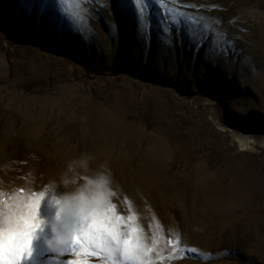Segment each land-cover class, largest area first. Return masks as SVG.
<instances>
[{"label":"rangeland","instance_id":"obj_1","mask_svg":"<svg viewBox=\"0 0 264 264\" xmlns=\"http://www.w3.org/2000/svg\"><path fill=\"white\" fill-rule=\"evenodd\" d=\"M25 7L0 0V210L42 194L51 238L61 177L86 154L112 178L97 214L150 264H264V0Z\"/></svg>","mask_w":264,"mask_h":264},{"label":"snow or ice","instance_id":"obj_2","mask_svg":"<svg viewBox=\"0 0 264 264\" xmlns=\"http://www.w3.org/2000/svg\"><path fill=\"white\" fill-rule=\"evenodd\" d=\"M17 10L24 18L30 12L25 0H17ZM42 201L41 194L30 201L9 205L6 211L0 210V264H33L38 253L78 257L67 259L65 264H90L87 258L93 256L103 257L107 264H150L147 259L150 249L138 236L126 238L107 214H85L78 218L73 234L53 247L49 243L51 238H41L46 225L41 216ZM38 240L39 249L35 246Z\"/></svg>","mask_w":264,"mask_h":264},{"label":"clouds","instance_id":"obj_3","mask_svg":"<svg viewBox=\"0 0 264 264\" xmlns=\"http://www.w3.org/2000/svg\"><path fill=\"white\" fill-rule=\"evenodd\" d=\"M91 157L82 154L70 161L60 183L66 189L56 202L57 212L51 226L49 243L55 247L63 244L73 234L78 218L85 214H97L108 205L112 191L110 173L101 167L94 174L89 172ZM5 224L8 223L5 217Z\"/></svg>","mask_w":264,"mask_h":264},{"label":"bare ground","instance_id":"obj_4","mask_svg":"<svg viewBox=\"0 0 264 264\" xmlns=\"http://www.w3.org/2000/svg\"><path fill=\"white\" fill-rule=\"evenodd\" d=\"M247 145V144H246ZM207 174V173H206Z\"/></svg>","mask_w":264,"mask_h":264}]
</instances>
